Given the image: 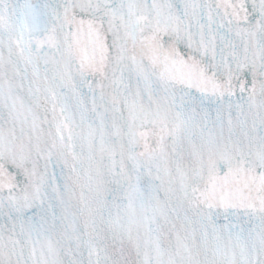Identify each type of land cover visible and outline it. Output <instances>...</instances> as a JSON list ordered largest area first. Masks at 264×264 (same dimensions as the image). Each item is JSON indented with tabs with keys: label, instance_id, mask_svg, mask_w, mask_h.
I'll list each match as a JSON object with an SVG mask.
<instances>
[{
	"label": "snow or ice",
	"instance_id": "6c2138e0",
	"mask_svg": "<svg viewBox=\"0 0 264 264\" xmlns=\"http://www.w3.org/2000/svg\"><path fill=\"white\" fill-rule=\"evenodd\" d=\"M0 264H264V0H0Z\"/></svg>",
	"mask_w": 264,
	"mask_h": 264
}]
</instances>
